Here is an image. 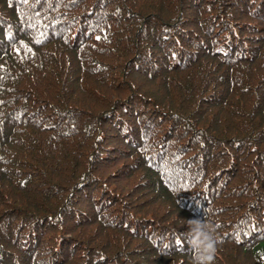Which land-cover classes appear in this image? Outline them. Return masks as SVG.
Segmentation results:
<instances>
[{
	"label": "trees",
	"instance_id": "16d2710c",
	"mask_svg": "<svg viewBox=\"0 0 264 264\" xmlns=\"http://www.w3.org/2000/svg\"><path fill=\"white\" fill-rule=\"evenodd\" d=\"M264 264V0H0V264Z\"/></svg>",
	"mask_w": 264,
	"mask_h": 264
},
{
	"label": "clouds",
	"instance_id": "9594fccd",
	"mask_svg": "<svg viewBox=\"0 0 264 264\" xmlns=\"http://www.w3.org/2000/svg\"><path fill=\"white\" fill-rule=\"evenodd\" d=\"M186 243L192 251L191 264H212L220 238L215 228L199 218L186 223Z\"/></svg>",
	"mask_w": 264,
	"mask_h": 264
}]
</instances>
